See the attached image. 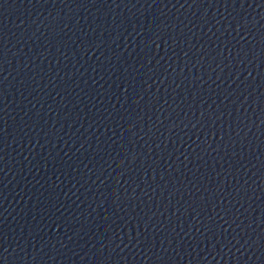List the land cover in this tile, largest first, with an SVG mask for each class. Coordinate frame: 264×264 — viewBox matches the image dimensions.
<instances>
[{
  "label": "water",
  "instance_id": "water-1",
  "mask_svg": "<svg viewBox=\"0 0 264 264\" xmlns=\"http://www.w3.org/2000/svg\"><path fill=\"white\" fill-rule=\"evenodd\" d=\"M0 37V264H264V0H0Z\"/></svg>",
  "mask_w": 264,
  "mask_h": 264
},
{
  "label": "snow or ice",
  "instance_id": "snow-or-ice-1",
  "mask_svg": "<svg viewBox=\"0 0 264 264\" xmlns=\"http://www.w3.org/2000/svg\"><path fill=\"white\" fill-rule=\"evenodd\" d=\"M157 2H158V0H157ZM155 5H153V7H154ZM0 39H2V37H0Z\"/></svg>",
  "mask_w": 264,
  "mask_h": 264
}]
</instances>
